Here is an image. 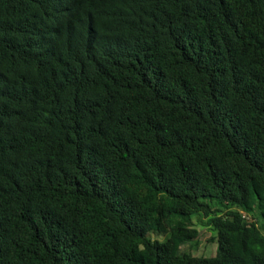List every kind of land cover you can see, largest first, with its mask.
I'll return each mask as SVG.
<instances>
[{
	"label": "trees",
	"instance_id": "1",
	"mask_svg": "<svg viewBox=\"0 0 264 264\" xmlns=\"http://www.w3.org/2000/svg\"><path fill=\"white\" fill-rule=\"evenodd\" d=\"M0 264H264V0H0Z\"/></svg>",
	"mask_w": 264,
	"mask_h": 264
},
{
	"label": "rangeland",
	"instance_id": "2",
	"mask_svg": "<svg viewBox=\"0 0 264 264\" xmlns=\"http://www.w3.org/2000/svg\"><path fill=\"white\" fill-rule=\"evenodd\" d=\"M192 221L195 223V228L200 231L196 241L190 245H186L185 248L195 256H211L215 253L216 243L212 239L215 237V233L202 226L201 222L195 219V215L192 216ZM202 221H204L202 219ZM263 233V231H261Z\"/></svg>",
	"mask_w": 264,
	"mask_h": 264
}]
</instances>
